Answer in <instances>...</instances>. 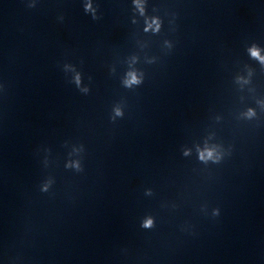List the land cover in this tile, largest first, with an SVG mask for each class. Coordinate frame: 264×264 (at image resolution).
I'll return each instance as SVG.
<instances>
[{"label":"clouds","instance_id":"1","mask_svg":"<svg viewBox=\"0 0 264 264\" xmlns=\"http://www.w3.org/2000/svg\"><path fill=\"white\" fill-rule=\"evenodd\" d=\"M89 7H90V6H89ZM250 51H251V54H252L254 57L260 58L257 49L253 48V49H251ZM260 59H261L262 61H264V58H260ZM135 82H137V81H136L135 76H133L132 79H131V81H129V83H135ZM145 226H146V227L151 226V221H150V220L147 221L146 224H145Z\"/></svg>","mask_w":264,"mask_h":264}]
</instances>
